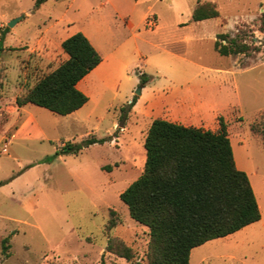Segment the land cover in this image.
<instances>
[{
	"label": "rangeland",
	"instance_id": "374dc122",
	"mask_svg": "<svg viewBox=\"0 0 264 264\" xmlns=\"http://www.w3.org/2000/svg\"><path fill=\"white\" fill-rule=\"evenodd\" d=\"M35 2L0 0V264H148L149 229L120 194L142 174L148 129L167 113L212 131L224 119L261 210L258 222L193 248L189 264H264V138L251 131L259 120L264 131V0ZM205 3L219 17L193 22ZM238 32L261 52L215 51L219 34ZM76 33L102 58L85 81L89 101L66 116L18 108ZM67 145L82 148L63 153Z\"/></svg>",
	"mask_w": 264,
	"mask_h": 264
},
{
	"label": "trees",
	"instance_id": "16d2710c",
	"mask_svg": "<svg viewBox=\"0 0 264 264\" xmlns=\"http://www.w3.org/2000/svg\"><path fill=\"white\" fill-rule=\"evenodd\" d=\"M46 1L36 0L34 9ZM215 17H219L216 6L205 3L194 9L192 21ZM260 30L264 31V15ZM61 46L67 59L18 96V108L32 104L66 116L89 101L77 85L102 62L100 54L83 33L70 36ZM214 48L221 56L261 52L260 47L248 42L245 32L219 34ZM146 81L144 78L142 82ZM261 124L262 120L253 123L251 131L264 138ZM96 142L99 140L92 137L84 145ZM65 147L63 153H77L82 148ZM144 147V170L120 194V199L128 206L130 216L149 229L148 264H189L193 248L261 220L250 178L237 167L228 125L222 117L217 131L156 118L148 129ZM103 169L111 171L110 166ZM9 238L3 239L4 248ZM108 250L131 257L130 248L123 243H111Z\"/></svg>",
	"mask_w": 264,
	"mask_h": 264
},
{
	"label": "crops",
	"instance_id": "0c3cea01",
	"mask_svg": "<svg viewBox=\"0 0 264 264\" xmlns=\"http://www.w3.org/2000/svg\"><path fill=\"white\" fill-rule=\"evenodd\" d=\"M84 34H85V33H84ZM85 35L87 36V34H85ZM87 37H88V36H87ZM88 38H89V37H88ZM100 64H101V63H100ZM100 64H99V65H100ZM99 65H98V66H99ZM98 66H97L96 68H98ZM96 68H95V69H96ZM91 72H92V71H91ZM91 72H90V73H91ZM90 73H89V74H90ZM89 74H88V75H89ZM88 75H87L86 77H84V78L78 83V85H77L78 88H79L82 92H84L86 95H88V94L86 93V90H85V89H86L85 87H86V85H87V84L85 83V81H86V79L88 78ZM28 105H29V104H28ZM26 106H27V105H26ZM77 111H78V110H77ZM77 111H76V112H77ZM74 113H75V112H74ZM72 114H73V113H72ZM164 116H165V119H166V120L168 119V120L171 121V122H175V123H177V122H181V123H185V124L189 125L188 122H186L185 120H181V119L178 117V115L175 116L173 113H172V114H171V113H167V114H165ZM215 116H216V115H215ZM185 126H186V125H185ZM233 152H234V151H233ZM234 157H235V155H234Z\"/></svg>",
	"mask_w": 264,
	"mask_h": 264
},
{
	"label": "water",
	"instance_id": "95a60500",
	"mask_svg": "<svg viewBox=\"0 0 264 264\" xmlns=\"http://www.w3.org/2000/svg\"><path fill=\"white\" fill-rule=\"evenodd\" d=\"M15 23H16V21H11V22L9 23V26L12 27ZM138 94L140 95V91H138Z\"/></svg>",
	"mask_w": 264,
	"mask_h": 264
}]
</instances>
